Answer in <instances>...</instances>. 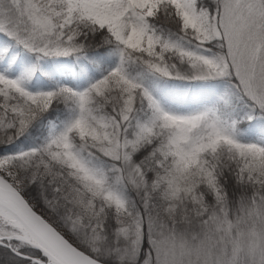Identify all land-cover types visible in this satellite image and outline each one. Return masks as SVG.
Wrapping results in <instances>:
<instances>
[{
  "label": "snow or ice",
  "instance_id": "1",
  "mask_svg": "<svg viewBox=\"0 0 264 264\" xmlns=\"http://www.w3.org/2000/svg\"><path fill=\"white\" fill-rule=\"evenodd\" d=\"M0 264H264V0H0Z\"/></svg>",
  "mask_w": 264,
  "mask_h": 264
}]
</instances>
